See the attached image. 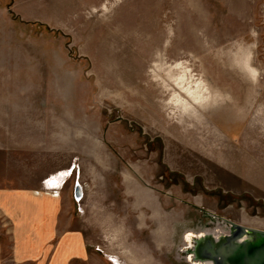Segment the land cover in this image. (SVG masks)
<instances>
[{
	"label": "rangeland",
	"instance_id": "1",
	"mask_svg": "<svg viewBox=\"0 0 264 264\" xmlns=\"http://www.w3.org/2000/svg\"><path fill=\"white\" fill-rule=\"evenodd\" d=\"M2 193L26 235L58 198L102 264L264 231V0H0Z\"/></svg>",
	"mask_w": 264,
	"mask_h": 264
},
{
	"label": "crops",
	"instance_id": "2",
	"mask_svg": "<svg viewBox=\"0 0 264 264\" xmlns=\"http://www.w3.org/2000/svg\"><path fill=\"white\" fill-rule=\"evenodd\" d=\"M30 199L32 200L29 202L33 205L36 203V206H41L43 211L47 210V213L51 215L44 216L39 221H33L31 235H26L20 221L21 217L25 216L24 210H21L23 211L22 216L18 217L16 215L17 204L11 194H0V217L6 223L4 227L12 242V264H74L76 262L78 264H102L96 262V254L84 245L83 234L72 231L71 236L66 238L64 233L55 232L57 223L55 219L60 207L58 198L45 196L43 199ZM19 206L24 209L23 199L20 200ZM3 257L4 245L0 237V264H4Z\"/></svg>",
	"mask_w": 264,
	"mask_h": 264
},
{
	"label": "water",
	"instance_id": "3",
	"mask_svg": "<svg viewBox=\"0 0 264 264\" xmlns=\"http://www.w3.org/2000/svg\"><path fill=\"white\" fill-rule=\"evenodd\" d=\"M78 187V196H80ZM230 231L193 239L182 254L193 264H264V231L225 221ZM197 234V233H195ZM186 243V242H185ZM190 258L193 259L190 260Z\"/></svg>",
	"mask_w": 264,
	"mask_h": 264
},
{
	"label": "bare ground",
	"instance_id": "4",
	"mask_svg": "<svg viewBox=\"0 0 264 264\" xmlns=\"http://www.w3.org/2000/svg\"><path fill=\"white\" fill-rule=\"evenodd\" d=\"M180 93H181V95L182 96H184L185 98H187V101L190 103V104H199V105H201L203 102V100H201L200 98H198V97H195L193 94H191L190 92H189V90H187L185 87H181L180 88ZM188 117H190V116H188ZM198 117V116H197ZM80 190V189H79ZM80 198H81V196H79ZM198 237H206V234H203V235H200V236H197V237H194L193 236V238L192 237H190L189 238V242L190 243H193L192 241H193V239H195V238H198ZM192 261H193V259H192ZM198 264V263H197Z\"/></svg>",
	"mask_w": 264,
	"mask_h": 264
}]
</instances>
